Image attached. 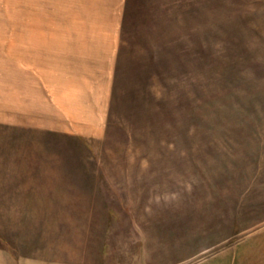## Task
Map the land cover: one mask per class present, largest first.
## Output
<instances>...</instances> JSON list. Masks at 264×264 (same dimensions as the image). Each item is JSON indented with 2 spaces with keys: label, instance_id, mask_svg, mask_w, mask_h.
<instances>
[{
  "label": "rangeland",
  "instance_id": "374dc122",
  "mask_svg": "<svg viewBox=\"0 0 264 264\" xmlns=\"http://www.w3.org/2000/svg\"><path fill=\"white\" fill-rule=\"evenodd\" d=\"M125 3L102 140L18 138L0 114V240L70 264H264V0ZM68 6L0 0V85Z\"/></svg>",
  "mask_w": 264,
  "mask_h": 264
},
{
  "label": "crops",
  "instance_id": "0c3cea01",
  "mask_svg": "<svg viewBox=\"0 0 264 264\" xmlns=\"http://www.w3.org/2000/svg\"><path fill=\"white\" fill-rule=\"evenodd\" d=\"M62 1L72 7H64L60 27L31 28L35 41L25 64L15 51L12 79L0 85V114L18 138L24 127L58 139L102 140L118 81L126 3ZM12 246L0 240V264H70L21 255ZM219 254L206 264H241V250Z\"/></svg>",
  "mask_w": 264,
  "mask_h": 264
}]
</instances>
